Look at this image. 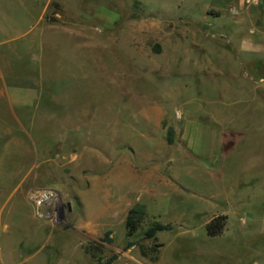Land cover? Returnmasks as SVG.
<instances>
[{
	"label": "rangeland",
	"instance_id": "obj_1",
	"mask_svg": "<svg viewBox=\"0 0 264 264\" xmlns=\"http://www.w3.org/2000/svg\"><path fill=\"white\" fill-rule=\"evenodd\" d=\"M19 1L24 27L0 33V264H264V84L215 29L237 16L259 36L264 0H49L41 47L45 0ZM37 187L60 192L56 221ZM154 221L172 229L147 239Z\"/></svg>",
	"mask_w": 264,
	"mask_h": 264
},
{
	"label": "crops",
	"instance_id": "obj_2",
	"mask_svg": "<svg viewBox=\"0 0 264 264\" xmlns=\"http://www.w3.org/2000/svg\"><path fill=\"white\" fill-rule=\"evenodd\" d=\"M10 1H13V0H0V33L5 34V35H8L12 31L18 32L24 27L23 26L24 22H17L15 18L13 19L9 17L10 15L9 11L11 7V5L9 4ZM48 1L49 0H45L44 6L42 10L39 12L37 16V21H36L38 22V25L42 24L40 28L41 36H40V39L38 40L40 47L43 46V44L47 45V40H46L47 38H45L42 41L41 37H42V32L47 29V25L44 23V13H45V10L47 9ZM16 2L17 1L13 2V4H16ZM19 3L21 5H25L23 0L19 1ZM248 11L245 12L242 16L246 17ZM259 15L260 17H258L257 18L258 20L255 21V23L261 29L259 36H254L255 33H252V30H250L249 35H244L240 33L237 27H239L240 21L244 22V19L243 18L237 19L236 18L237 16H229L224 22L218 23L217 26H215V29H216L217 34L223 41H226V43H231V46L237 49L235 51L236 54L231 56V61H229V62H232L233 64L232 71L233 72L237 71L238 74H240V72L248 73L249 77L251 78H253L252 72L257 71L259 72L258 73L259 80L262 82V84H264V9L260 12ZM37 37H39V35ZM189 61H190V58H187L186 62H189ZM207 62L210 63V61H207ZM219 62H222V61H219ZM225 69H229V68L226 67ZM255 76L257 77V74L256 75L254 74V77ZM3 88L4 87H2V85L0 84V96H3L2 94L4 93L9 94L7 90H5L4 92ZM16 93L17 92L15 91L12 94L14 95ZM222 141H223L222 138L217 140L218 144L219 143L221 144ZM127 165L125 167L126 172L127 170H129L127 168ZM130 173H131V169H130ZM108 177L109 176L103 177L102 180L99 178L95 179L91 181L89 183V186L85 187V189H81V190L79 189L77 191L76 195L78 197L79 204H81L82 207H84L83 198L88 197L89 191L91 189L93 190H98L97 188L100 189V185H102V183L105 184L106 180H108ZM94 194H95V191L91 194V196L92 195L94 196ZM107 201L109 200L105 199V201L101 204V206H103L104 209H105V206H109V207L111 206ZM100 221L101 219L98 220V222L96 221L92 222L88 218V219H85L83 222H80L81 225L78 224L77 227L83 225V227L87 228V231L96 232L97 231L96 227L100 226L99 225Z\"/></svg>",
	"mask_w": 264,
	"mask_h": 264
},
{
	"label": "trees",
	"instance_id": "obj_3",
	"mask_svg": "<svg viewBox=\"0 0 264 264\" xmlns=\"http://www.w3.org/2000/svg\"><path fill=\"white\" fill-rule=\"evenodd\" d=\"M171 141V140H169ZM145 217V213L140 208L132 207L129 209L128 214L125 219V230L126 235L128 237L132 236L134 232L138 230L140 227L142 220ZM226 215H216L212 217L206 224V232L207 235L210 237H216L223 233V230L226 225ZM172 226L170 224H162L160 222L154 221L146 230L144 233V237L147 239L155 237L156 232L164 231V230H171ZM103 242L110 243L111 239L108 238V234L105 238H102ZM134 245L132 242H128L127 247H130ZM113 261V258H109L105 263L99 264H111Z\"/></svg>",
	"mask_w": 264,
	"mask_h": 264
},
{
	"label": "built area",
	"instance_id": "obj_4",
	"mask_svg": "<svg viewBox=\"0 0 264 264\" xmlns=\"http://www.w3.org/2000/svg\"><path fill=\"white\" fill-rule=\"evenodd\" d=\"M258 0H244L245 3H257ZM235 12V11H234ZM29 199L34 205L39 218L56 221L55 205L60 199V192L53 187H37L29 192Z\"/></svg>",
	"mask_w": 264,
	"mask_h": 264
}]
</instances>
